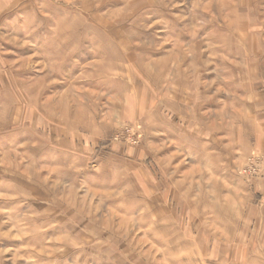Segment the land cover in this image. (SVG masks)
I'll return each mask as SVG.
<instances>
[{
  "label": "rangeland",
  "instance_id": "rangeland-1",
  "mask_svg": "<svg viewBox=\"0 0 264 264\" xmlns=\"http://www.w3.org/2000/svg\"><path fill=\"white\" fill-rule=\"evenodd\" d=\"M0 0V264H264V0Z\"/></svg>",
  "mask_w": 264,
  "mask_h": 264
},
{
  "label": "crops",
  "instance_id": "crops-1",
  "mask_svg": "<svg viewBox=\"0 0 264 264\" xmlns=\"http://www.w3.org/2000/svg\"><path fill=\"white\" fill-rule=\"evenodd\" d=\"M4 1H5V0H3L2 3H1V6H2L3 8H5V7L8 6V1H7L6 3H5Z\"/></svg>",
  "mask_w": 264,
  "mask_h": 264
}]
</instances>
